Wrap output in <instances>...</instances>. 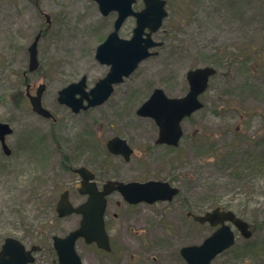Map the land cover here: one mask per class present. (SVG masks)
I'll return each mask as SVG.
<instances>
[{"label":"rangeland","instance_id":"374dc122","mask_svg":"<svg viewBox=\"0 0 264 264\" xmlns=\"http://www.w3.org/2000/svg\"><path fill=\"white\" fill-rule=\"evenodd\" d=\"M135 6L141 10L142 1ZM165 9L152 36L162 43L156 54L104 104L74 114L57 102L58 92L82 77L90 89L107 74L95 51L116 13L103 16L91 0H0V122L12 129L5 138L10 155L0 145V247L8 237L26 248L50 246L52 236L74 230L78 216L58 218L54 207L65 190L72 203L82 200L71 169L85 166L100 185L160 180L180 190L171 202L153 205L129 206L111 195L107 231L116 264H185L179 249L213 230L186 213L215 208L247 221L253 235H238L212 264H264V0H166ZM134 27L128 18L120 36L129 38ZM38 33V68L29 71L27 49ZM204 66L217 73L200 97L203 109L182 123L178 147L156 145L155 123L136 110L155 88L185 95L186 73ZM40 84L54 122L34 113L26 96L28 86L34 95ZM113 136L134 149L129 162L106 151ZM77 250L87 264H111L80 242ZM34 264L57 261L42 252Z\"/></svg>","mask_w":264,"mask_h":264},{"label":"water","instance_id":"95a60500","mask_svg":"<svg viewBox=\"0 0 264 264\" xmlns=\"http://www.w3.org/2000/svg\"><path fill=\"white\" fill-rule=\"evenodd\" d=\"M92 1L97 3L103 16L116 12L117 17L113 30L95 51V59L100 64L109 67L107 74L99 79L89 91L86 90V78L82 77L78 82L71 83L58 92V103L70 108L75 114L102 105L113 93L114 85L121 84L139 64L156 54L152 50L160 47L162 43L153 40L152 36L161 28L167 17L165 0H142L143 8L140 11L133 10L132 6L136 0ZM129 17L135 19L132 35L129 39L121 38L119 30ZM40 36L41 33L37 34L28 47L29 71L38 68L37 44ZM215 73V68L210 66L189 70L186 73L188 91L183 97L170 98L162 89L155 88L149 98L140 105L136 114L153 119L158 127L156 144L173 147L178 145L183 135L182 121L203 107L199 96L206 91ZM44 89L45 85H39L35 95H31L27 89L26 96L34 113L55 121L53 115L42 105ZM11 133L10 126L0 122V142L6 155L10 154V150L5 144V137ZM107 149L112 154L123 155L126 160L132 153L126 141L119 137L111 138L107 142ZM72 171L81 176L79 192L88 195V199L82 205L73 207L68 199V192L65 191L57 201L56 212L60 218L73 213L83 216L77 229L65 237H53L58 264H82L75 249V243L79 238H84L87 243L95 242L100 248L109 250L103 215L106 196L112 192L118 191L125 202L135 205L171 201L179 191L167 182L154 180L144 183L107 181L103 189L98 191L95 184L90 182L93 175L88 169L80 167ZM188 215L192 214L188 213ZM192 217L200 224L208 223L210 227L217 228L201 244L181 248L180 254L187 264H211L217 256L234 245L236 234L233 228L244 239L252 236L250 225L232 211L216 208L203 215H192ZM35 250H37L36 246L26 250L17 239L6 238L0 247V264H31L35 261L32 254Z\"/></svg>","mask_w":264,"mask_h":264},{"label":"flooded vegetation","instance_id":"af4514ba","mask_svg":"<svg viewBox=\"0 0 264 264\" xmlns=\"http://www.w3.org/2000/svg\"><path fill=\"white\" fill-rule=\"evenodd\" d=\"M117 86V85H116ZM115 87V86H114ZM29 90L30 89V87L28 86L27 88H26V90ZM114 92V91H113ZM30 93V92H29ZM113 94V93H112ZM166 94V93H165ZM167 96H169L168 94H166ZM169 97H173V96H169ZM50 120H52V119H50ZM157 131H158V129H157ZM158 134V133H157ZM113 137H120V136H113ZM112 137V138H113ZM158 137V136H157ZM121 139H123V140H125L126 141V144L128 145V147L132 150V153H131V155L129 156V159L128 160H126L125 158H124V156L123 155H121V154H112L111 152H109L108 151V149H107V142L111 139H109L107 142H106V151L108 152V154H110V155H112V156H115V157H118V158H120L121 159V161H123V162H129V160H130V158L132 157V155H133V153H134V149L132 148V146L129 144V142L125 139V138H123V137H120ZM156 140H157V138H156ZM156 140H155V144H156ZM156 145H159V144H156ZM161 146V145H160ZM83 168H86V169H88L90 172H91V174L93 175V179L90 181L91 183H94L95 184V187H96V189L98 190V191H101L102 189H103V185L107 182H105V183H103V184H99V181H98V179H97V175H96V173H95V171L94 170H92L91 168H89V167H85V166H82ZM80 168V167H79ZM73 169H71V172L73 173V175H75V176H77L80 180H79V186L76 188L77 189V192H78V194H79V196H80V198H82V200L78 203V204H74V203H72V201H71V193H70V191L69 190H65V191H67L68 192V199H69V201L71 202V204L74 206V207H77V206H80V205H82L83 203H85L86 201H87V199H88V195H83V194H81L80 192H79V188L81 187V182H82V178H81V176L79 175V174H77V173H75V172H73L72 171ZM110 181V180H109ZM112 181H115V180H112ZM144 182V181H143ZM170 183V182H169ZM171 184V183H170ZM172 186H174L173 184H171ZM65 191H63V192H65ZM63 192L61 193V194H63ZM114 193H117V194H119L120 196H121V194L118 192V191H114V192H112L110 195H108L107 197H106V206H105V210H104V215H103V220H104V226H105V231H106V233H107V236H108V240H109V250L107 251V250H105V249H103V248H100L95 242H93V243H87L86 242V240L84 239V238H79L77 241H76V243H75V249H76V251H77V254H78V256H79V258H80V260H81V263L82 264H87V263H85V259H84V257H83V255H82V253H80V252H78V250H77V243L78 242H80L81 244H82V246L84 247V248H86L88 251H91L92 252V254H94V255H96V257H97V255H102V256H104L105 258H108L109 260H110V262H111V264H116L115 263V260H116V252H117V248L115 247V245L112 243V241H111V239H110V236H109V234H108V231H107V228H108V225H107V222H108V218H109V211H108V205H109V202H110V198H111V195H113ZM180 193V190L178 191V194ZM60 194V195H61ZM177 194V195H178ZM59 198H60V196H59ZM59 198H58V200H59ZM175 198V197H174ZM173 198V199H174ZM172 199V200H173ZM57 200V201H58ZM171 200V201H172ZM171 201H168V202H171ZM126 203V202H125ZM157 203H159V202H157ZM56 204H57V202H56ZM56 204H55V207H54V210H55V213H56V216L58 217V218H60L59 216H58V214H57V212H56ZM119 204V203H118ZM126 204H128V203H126ZM141 204H145V203H141ZM156 204V203H155ZM129 206H134V205H132V204H128ZM136 205H138V204H136ZM147 205V204H146ZM117 206H119V205H117ZM121 206V205H120ZM119 206V207H120ZM118 207V208H119ZM117 208V209H118ZM188 213H191L192 215H195V214H193L192 212H187L186 213V217H188V218H190V219H192L193 220V222H195V223H197L194 219H193V217H192V215H188ZM72 215H77L78 216V218H79V221H78V225H77V227L75 228V229H77L79 226H80V224H81V221H82V219H83V216L81 215V214H75V213H73V214H71V215H68V216H66V217H62V218H67V217H69V216H72ZM114 218L116 219L117 218V214H114ZM74 229V230H75ZM73 231V230H72ZM71 231V232H72ZM70 233V232H69ZM68 233V234H69ZM67 234V235H68ZM53 237L54 236H52L51 237V245L49 246H47L45 243H40L39 245H37V244H32L31 246H30V248H26V250H29V249H31L32 248V246H36L37 247V250H35L32 254H33V256H34V258H35V261L33 262V263H31V264H34L35 262H36V256H37V254H40V253H42V252H48V253H50V254H52V256L56 259V261H57V264H58V258H57V254H56V250H55V248H54V246H53ZM60 237V236H59ZM63 237H65V236H63ZM49 240V239H48ZM4 242V241H3ZM21 242V241H20ZM22 243V242H21ZM180 250H181V248L179 249V259H180V261H183L185 264H186V262L183 260V258H182V256H181V254H180Z\"/></svg>","mask_w":264,"mask_h":264},{"label":"trees","instance_id":"16d2710c","mask_svg":"<svg viewBox=\"0 0 264 264\" xmlns=\"http://www.w3.org/2000/svg\"><path fill=\"white\" fill-rule=\"evenodd\" d=\"M250 251H252V253H255L253 250H250Z\"/></svg>","mask_w":264,"mask_h":264}]
</instances>
